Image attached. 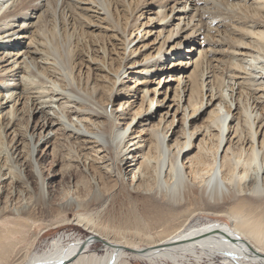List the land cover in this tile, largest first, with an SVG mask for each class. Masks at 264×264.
<instances>
[{"label":"bare ground","instance_id":"obj_1","mask_svg":"<svg viewBox=\"0 0 264 264\" xmlns=\"http://www.w3.org/2000/svg\"><path fill=\"white\" fill-rule=\"evenodd\" d=\"M167 2L0 0V63L29 89L12 97L10 83L2 86L4 128L17 134L26 108L47 144L28 141L20 191L48 210L42 155L58 157L61 173L89 159L96 183L82 196L67 173L59 207L98 209L131 187L143 194L147 220L130 212L109 228L78 216L90 228L85 238L54 237L22 264H264V0H172L166 11ZM73 21L81 40L82 25L106 35L99 57L85 40L84 59ZM25 203L9 212L28 211ZM217 209L229 222L193 221L196 211ZM96 242L105 253L87 251Z\"/></svg>","mask_w":264,"mask_h":264},{"label":"rangeland","instance_id":"obj_2","mask_svg":"<svg viewBox=\"0 0 264 264\" xmlns=\"http://www.w3.org/2000/svg\"><path fill=\"white\" fill-rule=\"evenodd\" d=\"M43 2V1H42ZM172 0L167 2L166 11H168V7L172 4ZM66 11V10H65ZM69 14V13H68ZM89 15H92L91 12H88ZM57 22L62 24L61 11L57 9L56 11ZM31 21V19L29 20ZM28 21V23H29ZM74 22V21H73ZM104 24V23H103ZM102 24V25H103ZM78 27H77V26ZM80 24H76L74 22V26L69 23L68 28H71L69 31L73 33L71 40L74 43H77L78 49L84 53V59H87V55L85 48L81 44L84 43L85 40L89 46V55H93L96 57L100 56V53L97 51V45H99L106 35H103V32H98L97 29L94 32H98L99 41L96 37L91 34L94 32H90L92 28H88L86 26L82 27L89 33L85 36V39H80L78 36V31L72 30L73 27H77L79 29ZM81 27V28H82ZM158 30V28H157ZM212 32V31H211ZM28 33V32H27ZM214 33V32H213ZM90 35V36H89ZM89 37V38H88ZM93 39H92V38ZM106 39V38H105ZM159 39H157L158 41ZM89 41V42H88ZM107 43V40H105ZM136 43L131 45L133 46ZM109 43H107L108 45ZM152 46H156V44H152ZM81 47V48H80ZM110 46L108 45V48ZM84 50V51H83ZM95 51V52H94ZM118 52H121V49H117ZM93 53V54H92ZM99 54V55H98ZM10 62V61H9ZM87 62V61H86ZM115 64L118 63L116 60ZM8 62L0 63V264H22L25 263L28 254L33 252H41L48 243L54 237L63 238V243L72 242L76 239H83L89 234L90 228L83 223H79L76 221L78 216L91 218L93 223H99L98 225L107 226V227H117L120 218L129 215L128 213L132 212L135 215H139L143 221L147 220L145 216H143L142 212L144 210V202H143V194L134 191L131 187L128 189L126 194L118 193L107 199L104 205L98 209L92 208L91 206L79 207V208H71L64 210L59 207L60 201L64 198V187L67 185L68 178L66 174L70 175L69 180L72 181L74 179L79 180L78 191L80 195L85 196L89 189L92 188L94 183H96L95 179L91 178L89 175L90 170L88 167L89 159L83 162L82 160L73 161V166L69 171L58 172V167L62 162L58 157L51 161L50 156H45L44 154L42 159V169L43 173L49 184L46 189V198L49 202L48 210H41L37 206L33 207V198L25 191H20V187L17 186V174H24L27 167V158L26 161L23 160L25 156V152L28 151L29 144L28 141L37 143V147L39 149H46L47 144L43 143L45 137H40L41 128L34 126V117L32 113H28L29 111L25 108L22 110L23 115H19L18 119L14 121L13 127L15 124H18V133H11V127L9 124L6 128H4V124L7 122L5 112L8 110L7 105H2L1 100H3V95L5 92L2 86L5 84H9L12 88L13 96H15L19 91H24L25 94L28 93L29 89L25 82H23V78L21 79L20 73L13 68H8ZM93 69L91 73L99 72V66L95 67L93 65ZM7 76V77H6ZM10 80V82H9ZM7 83H6V82ZM151 87L155 86L154 84H150ZM27 87V88H26ZM21 106V105H20ZM7 107V108H6ZM32 115V116H31ZM38 116V114L36 115ZM13 122L11 120L10 124ZM28 123V126H27ZM20 125V126H19ZM4 128V130H3ZM27 130L26 136L25 133H21L20 131ZM20 130V131H19ZM32 133L30 136L29 133ZM43 134V133H41ZM27 137V138H26ZM50 138V135L47 137ZM43 143V144H42ZM8 145V148H7ZM24 145L25 148L22 150L21 146ZM17 147V148H16ZM6 148L10 149V152H14L13 157H9L6 153ZM66 147H64L65 149ZM16 149V150H15ZM44 152V150H43ZM40 153V152H39ZM59 159V160H58ZM77 163V164H76ZM101 165V164H99ZM83 169H85L83 171ZM110 180V179H109ZM113 183V181H111ZM118 186V185H117ZM80 188V189H79ZM89 188V189H88ZM6 189L8 194L6 198H4L2 191ZM36 191V189H34ZM82 192V193H81ZM22 194V195H21ZM8 199V200H7ZM4 200V201H3ZM26 201V203H25ZM19 203H25L28 206V211L18 212L13 209L12 213H10V208L15 207ZM85 203V202H84ZM33 205V206H32ZM6 207V208H5ZM91 210H90V209ZM218 210V209H217ZM42 211V212H41ZM220 211V209L218 210ZM27 212V213H26ZM224 211H209V210H198L196 211L197 215L194 217L193 221H197L199 223H209L212 221L219 222H229V217ZM196 218V219H195ZM191 219V220H192ZM100 225V226H101ZM152 235L155 239V232L151 231ZM98 252V255L105 253V247L101 242H96L91 245L87 249L90 253L91 251ZM87 252V253H88ZM27 254V255H26ZM24 260V261H23ZM222 258L217 257L213 261L208 258H200V259H187L184 264H224ZM98 263V261H97ZM93 263V264H97ZM133 264H148L142 262L140 260H134ZM158 264H175L169 261H164ZM241 264V263H240ZM245 264V263H243ZM246 264H249L246 261Z\"/></svg>","mask_w":264,"mask_h":264}]
</instances>
